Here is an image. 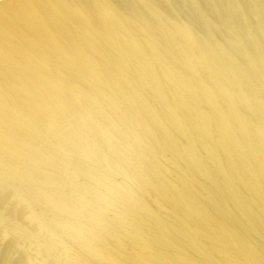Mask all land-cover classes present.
<instances>
[{"label":"bare ground","instance_id":"obj_1","mask_svg":"<svg viewBox=\"0 0 264 264\" xmlns=\"http://www.w3.org/2000/svg\"><path fill=\"white\" fill-rule=\"evenodd\" d=\"M2 246L264 264V0H0Z\"/></svg>","mask_w":264,"mask_h":264},{"label":"rangeland","instance_id":"obj_2","mask_svg":"<svg viewBox=\"0 0 264 264\" xmlns=\"http://www.w3.org/2000/svg\"><path fill=\"white\" fill-rule=\"evenodd\" d=\"M245 1H246V3L252 4V0H245ZM3 254H4V248L2 246V247H0V259L3 256ZM14 261H15V258L12 259V262H14Z\"/></svg>","mask_w":264,"mask_h":264}]
</instances>
